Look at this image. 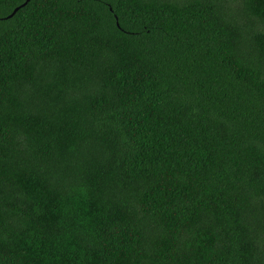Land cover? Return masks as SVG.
Here are the masks:
<instances>
[{"label":"trees","instance_id":"trees-1","mask_svg":"<svg viewBox=\"0 0 264 264\" xmlns=\"http://www.w3.org/2000/svg\"><path fill=\"white\" fill-rule=\"evenodd\" d=\"M26 2L0 0V264H264V0Z\"/></svg>","mask_w":264,"mask_h":264},{"label":"water","instance_id":"water-1","mask_svg":"<svg viewBox=\"0 0 264 264\" xmlns=\"http://www.w3.org/2000/svg\"><path fill=\"white\" fill-rule=\"evenodd\" d=\"M28 1H29V0H27V2L24 3L22 6H25V5L28 3ZM18 9H19V8L15 9V11L11 14V16H13V15L17 12Z\"/></svg>","mask_w":264,"mask_h":264}]
</instances>
